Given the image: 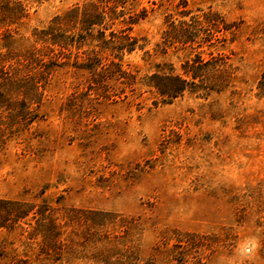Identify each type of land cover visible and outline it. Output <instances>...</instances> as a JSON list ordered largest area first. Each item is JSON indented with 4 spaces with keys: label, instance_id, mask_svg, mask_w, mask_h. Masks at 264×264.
Segmentation results:
<instances>
[{
    "label": "rangeland",
    "instance_id": "rangeland-1",
    "mask_svg": "<svg viewBox=\"0 0 264 264\" xmlns=\"http://www.w3.org/2000/svg\"><path fill=\"white\" fill-rule=\"evenodd\" d=\"M20 1L25 15L0 32L52 69L31 121L0 120V264H264V0H121L106 34L135 37L132 49L99 47L71 22L80 45L52 51L40 30L91 0ZM172 22L193 41L165 39ZM197 54L225 63L221 90L150 85L186 76ZM8 200L44 214L15 219ZM50 219L47 250L30 232Z\"/></svg>",
    "mask_w": 264,
    "mask_h": 264
},
{
    "label": "trees",
    "instance_id": "trees-1",
    "mask_svg": "<svg viewBox=\"0 0 264 264\" xmlns=\"http://www.w3.org/2000/svg\"><path fill=\"white\" fill-rule=\"evenodd\" d=\"M121 0H91L83 5H76L66 10L63 14L56 15L51 25L47 28L41 29L38 33L41 40L48 42V50L52 51V45H58L60 49L66 47L70 43L80 45V38H75L68 34V27L66 25L71 22L80 25L81 32H85L87 36L99 41V47L109 46L112 49L122 50L124 48L132 49L135 44V37L129 34H116L110 30V37H107L106 29L111 28L120 14L117 11V6ZM9 12V13H8ZM24 8L20 0H0V21L6 25L13 23L25 15ZM121 22H126L122 19ZM133 22L131 17L129 24ZM97 34L94 35L95 26ZM191 26V25H190ZM66 27V28H65ZM189 27V26H187ZM192 27V26H191ZM193 31L188 28L176 26L173 22L170 25V30L165 33V39L172 41H179L183 43L192 42ZM15 40L12 37L10 30L0 32V102L5 104L6 109L9 108L6 118L10 122H4L5 119H0L1 124L6 127L12 128L13 121L16 116L23 120L31 121L30 114L34 108L32 103L39 100L38 95L42 91L39 90L40 82L47 79L52 67L51 61L42 62L41 59L34 52L35 48H24L23 50L16 49L13 44ZM128 42V43H126ZM52 43V44H50ZM5 48V51L1 49ZM37 64L40 65L39 70L35 71ZM57 64V63H56ZM110 64L119 66V62L110 61ZM218 57L204 60L200 54L195 55L186 61L183 76L180 73H158L155 72L151 75L150 85L155 87L157 92L163 96L174 97L182 94L184 91L190 92L204 91V95H208L212 90L219 91L222 89V82L219 81L221 74L218 72H228L223 66ZM216 74L219 79H212ZM36 76H40L36 79ZM212 79V81H210ZM17 107V108H16ZM2 113L0 111V117ZM4 116V115H3ZM20 116V117H19ZM1 125V126H3ZM0 126V141L2 139L5 128ZM7 204L12 205L10 209L15 211L16 218H25L30 211H35V214H44L40 209H35L33 202H24L21 200H8ZM35 216V215H33ZM51 222L40 223L32 226L31 234H40L42 240L40 242L41 248H52L54 236L56 235L55 224L52 219ZM30 224V222H28ZM35 237V236H34Z\"/></svg>",
    "mask_w": 264,
    "mask_h": 264
},
{
    "label": "clouds",
    "instance_id": "clouds-1",
    "mask_svg": "<svg viewBox=\"0 0 264 264\" xmlns=\"http://www.w3.org/2000/svg\"><path fill=\"white\" fill-rule=\"evenodd\" d=\"M249 245H251L253 248H255V241H253V240L246 241L245 244L241 246L240 251L243 255H250V253L243 252V249L248 247Z\"/></svg>",
    "mask_w": 264,
    "mask_h": 264
}]
</instances>
